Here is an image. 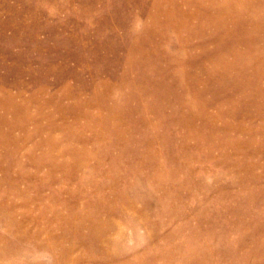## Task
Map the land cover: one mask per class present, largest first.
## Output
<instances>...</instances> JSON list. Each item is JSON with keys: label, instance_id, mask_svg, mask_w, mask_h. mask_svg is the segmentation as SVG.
<instances>
[{"label": "rangeland", "instance_id": "374dc122", "mask_svg": "<svg viewBox=\"0 0 264 264\" xmlns=\"http://www.w3.org/2000/svg\"><path fill=\"white\" fill-rule=\"evenodd\" d=\"M0 264H264V0H0Z\"/></svg>", "mask_w": 264, "mask_h": 264}]
</instances>
